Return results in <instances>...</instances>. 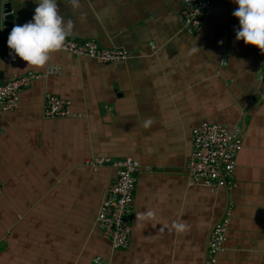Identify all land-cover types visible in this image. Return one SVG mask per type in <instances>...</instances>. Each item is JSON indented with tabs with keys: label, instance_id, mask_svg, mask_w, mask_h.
<instances>
[{
	"label": "crops",
	"instance_id": "obj_1",
	"mask_svg": "<svg viewBox=\"0 0 264 264\" xmlns=\"http://www.w3.org/2000/svg\"><path fill=\"white\" fill-rule=\"evenodd\" d=\"M7 1L13 26L32 19L37 0ZM57 3L72 22L67 37L133 55L99 64L57 50L36 67L0 43L3 79L60 67L33 80L18 107L0 114V264H95V256L111 264H203L226 203L231 218L218 264H264V53L219 31L238 5L213 0L188 34L181 0ZM47 93L70 100L76 115L43 117ZM255 95L262 96L256 104ZM203 121L241 128L235 188L188 185L191 130ZM92 156H130L142 166L125 249L111 251L94 227L115 171L86 167ZM174 222L187 230L176 231Z\"/></svg>",
	"mask_w": 264,
	"mask_h": 264
},
{
	"label": "built area",
	"instance_id": "obj_2",
	"mask_svg": "<svg viewBox=\"0 0 264 264\" xmlns=\"http://www.w3.org/2000/svg\"><path fill=\"white\" fill-rule=\"evenodd\" d=\"M212 1L181 0L178 17L186 33L194 34L201 27ZM11 29L1 24L0 43L7 42ZM238 29V19L233 17L223 26L221 34L224 37L235 35ZM59 50L77 57L90 58L99 64L127 60L133 55L131 51L123 48L103 47L94 39L76 40L69 37H66ZM226 61L227 54L224 50L221 64L224 65ZM59 73V66L49 65L43 72L29 71L24 74H11L6 79L0 80V114L11 112L18 107L20 93L33 80ZM74 115L76 114L71 110L70 100L48 93L44 95L43 117L68 118ZM241 149L242 131L238 125L229 127L226 124L203 121L194 126L191 130L190 156L186 163L188 185H201L211 191L219 188H235L234 168ZM84 165L92 170L104 166L114 169L115 176L98 206L94 227L108 238L111 251L127 248L132 233L136 174L142 169L141 164L130 156L123 159L92 156L84 160ZM1 192L2 183L0 182ZM230 218L231 207L227 206L209 234L204 264H218V256L224 250ZM93 261L95 264H111L110 259L101 256H95Z\"/></svg>",
	"mask_w": 264,
	"mask_h": 264
},
{
	"label": "clouds",
	"instance_id": "obj_3",
	"mask_svg": "<svg viewBox=\"0 0 264 264\" xmlns=\"http://www.w3.org/2000/svg\"><path fill=\"white\" fill-rule=\"evenodd\" d=\"M71 2L73 6H79V0ZM233 2L238 5L232 13L239 22V29L235 32L236 40H243L246 45H253L264 53V0ZM71 29L72 22H66L59 14L57 0H37L32 19L12 27L7 46L27 65L43 67L51 54L62 48ZM171 227L183 232L188 225L174 222Z\"/></svg>",
	"mask_w": 264,
	"mask_h": 264
},
{
	"label": "water",
	"instance_id": "obj_4",
	"mask_svg": "<svg viewBox=\"0 0 264 264\" xmlns=\"http://www.w3.org/2000/svg\"><path fill=\"white\" fill-rule=\"evenodd\" d=\"M13 15H12V9H11V5L10 2H8L7 0H0V26L1 24L8 26L9 28L13 27ZM222 28H219V31H221ZM3 79V71L2 69H0V80ZM261 95H255V99L253 100V103L256 104L258 101H260L261 99ZM247 113V110L245 112V114ZM245 118V116H244ZM244 118H243V122H242V131H244ZM227 203L225 208H227ZM205 258H206V253L204 256V262H205ZM203 262V264H204Z\"/></svg>",
	"mask_w": 264,
	"mask_h": 264
}]
</instances>
